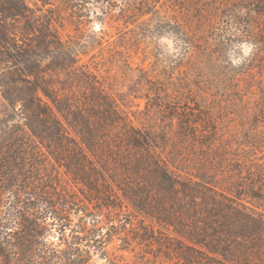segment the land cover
Wrapping results in <instances>:
<instances>
[{
	"label": "rangeland",
	"instance_id": "1",
	"mask_svg": "<svg viewBox=\"0 0 264 264\" xmlns=\"http://www.w3.org/2000/svg\"><path fill=\"white\" fill-rule=\"evenodd\" d=\"M133 1L3 0L0 81L15 79L24 92L30 75L45 71L53 77L51 91L64 85L63 99L86 118L97 119L86 108L114 104L121 119L158 138L178 183L206 186V194L221 200L232 190L249 208L259 207L248 193L251 183L260 191L257 176L264 171V21L257 19L252 33L255 15L231 0H150L143 17H137L142 5L129 7ZM17 9L20 16H10ZM18 110L0 87V189L30 185L19 200L0 198V264H187L179 260L183 238L148 214L167 203L157 188L132 185L143 192L137 208L123 196L127 187L99 164L90 173L93 185L75 180L86 172L72 176L31 137ZM189 119L198 124L187 131ZM7 122L26 143L39 145L12 172L3 163ZM124 174L120 167L117 175ZM146 175L141 183L151 180ZM178 199L177 210H187L185 228L206 227L188 217L194 199ZM41 207L49 214L37 215ZM19 210L29 221L20 227L13 216ZM33 250L41 258L25 263Z\"/></svg>",
	"mask_w": 264,
	"mask_h": 264
},
{
	"label": "trees",
	"instance_id": "2",
	"mask_svg": "<svg viewBox=\"0 0 264 264\" xmlns=\"http://www.w3.org/2000/svg\"><path fill=\"white\" fill-rule=\"evenodd\" d=\"M2 1L0 0V4ZM139 2L138 0L133 1L129 7L142 5L143 12L137 17H143L148 14L146 9L152 1L139 0ZM230 2L233 6H239L241 10L250 11L255 15V21L248 25L252 33L259 29L260 21L257 19L264 21V0H231ZM244 4L247 7H244ZM16 5L20 9L19 3ZM19 9L16 10L17 14L11 13L10 16H20L21 10ZM2 34L3 32L0 31V35ZM260 44L264 46V41ZM30 76L33 80L26 82L24 92L19 91L20 84L15 79L0 81L4 99L15 108H19L18 115L24 127L30 131L31 137L37 140L43 148L53 150L52 156L63 163L72 176H80L78 171L81 172V170L86 172L75 180L93 185L95 179L90 173L97 171L95 164H99L105 173L111 174V179L115 184L127 187V190H123V196L137 208H140L143 192L132 189L134 187L132 185L144 186L150 183L152 187L157 188L159 196L163 197L167 203L162 205L164 209L160 212L157 207H154L148 214L153 220L163 223L167 229L176 230L184 241L191 244L180 242L182 245L179 255L180 262L187 264H264V171L259 172L257 176L260 191L254 193L255 189L251 183L250 193L247 194L259 202V207L249 208L242 203L241 196L234 195L232 190H230L231 193L221 194L223 200L216 196L210 197L204 191L206 186L200 190L193 188L194 186L178 183L159 153L158 138L135 127L129 119H121L120 109L114 104L108 102L98 107L86 108L88 113L96 114L97 119L82 117L81 108H76L69 104L66 98L63 99L66 97L64 96L66 90L64 85H61L60 90L54 94L50 89L53 77L48 78L45 71H38ZM11 89L16 92L10 93ZM94 90L99 100H103L100 88ZM197 124L196 121L189 119L183 125L187 131H190ZM5 126L4 131L7 132L8 137L2 150L3 163L10 170L9 172H12L13 168L21 169L26 165L27 156L31 154L29 150L39 145L26 143L23 138L16 135L15 130H10V122H7ZM89 156L94 161L90 160ZM89 165L94 169L89 168ZM83 167L86 168L83 169ZM120 167L125 172L124 176L117 175ZM146 174L151 175V180L141 183V175L145 180L150 179ZM135 177L140 178L136 180ZM129 183L131 185H128ZM29 186L26 182L19 186H5L0 189L3 191L0 193V198L9 195L19 200L29 195L27 193ZM252 194H255V197ZM178 197L194 199L192 203L196 209L188 217L193 220L202 219L203 221L196 223L195 226L205 224L206 227L200 228L199 232L188 231L185 228L189 224V220L185 218L187 210L185 207L177 210V203L181 202ZM198 201H203L201 208L197 207L199 206ZM48 214L47 207L39 208L37 213L39 216ZM13 216L16 217L15 225L22 226L24 219L21 210ZM26 222L29 221L25 220L24 224ZM35 225L37 226L36 223ZM210 232L211 240L206 237ZM36 236L39 237L38 234ZM30 255V259H26L25 263H31L33 257L41 258L35 250L31 251ZM80 258L79 262L85 263V258ZM71 262H76V260Z\"/></svg>",
	"mask_w": 264,
	"mask_h": 264
},
{
	"label": "water",
	"instance_id": "3",
	"mask_svg": "<svg viewBox=\"0 0 264 264\" xmlns=\"http://www.w3.org/2000/svg\"><path fill=\"white\" fill-rule=\"evenodd\" d=\"M97 27L100 28V25H98Z\"/></svg>",
	"mask_w": 264,
	"mask_h": 264
}]
</instances>
